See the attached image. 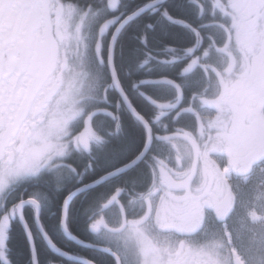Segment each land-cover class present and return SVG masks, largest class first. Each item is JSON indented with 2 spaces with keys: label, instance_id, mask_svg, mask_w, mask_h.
<instances>
[{
  "label": "snow or ice",
  "instance_id": "obj_1",
  "mask_svg": "<svg viewBox=\"0 0 264 264\" xmlns=\"http://www.w3.org/2000/svg\"><path fill=\"white\" fill-rule=\"evenodd\" d=\"M164 2L146 0L100 23L101 37L119 23L107 53L111 82L101 83L78 59L87 47L82 29L91 5L81 12L74 0H0V192L67 166L80 177L62 203L60 223L69 235L73 198L106 186L89 205L90 230L109 238L88 245L105 254L102 264H264V0H196L202 23L195 27L161 7ZM105 3L120 11L121 0ZM145 12H159L195 36L182 49L169 46L175 54L160 59L183 61V81H139L171 89L165 99L141 93L157 109L152 115L130 97L114 59L117 35ZM142 39L147 44V33ZM95 51L101 52L99 41ZM113 88L140 127L119 160L97 161L99 173L83 182L84 172L64 158L103 150L108 141L100 115L114 121L110 135L123 132L118 112L97 106L110 103ZM121 177L123 183H110ZM26 203L39 217L34 195L0 216V257L10 218L19 213L23 220Z\"/></svg>",
  "mask_w": 264,
  "mask_h": 264
},
{
  "label": "trees",
  "instance_id": "obj_2",
  "mask_svg": "<svg viewBox=\"0 0 264 264\" xmlns=\"http://www.w3.org/2000/svg\"><path fill=\"white\" fill-rule=\"evenodd\" d=\"M145 2L146 0H124L122 5L127 8V11H113V16L120 15L121 12L126 14ZM161 7H169L174 16L187 21L188 24L194 27L202 23L196 0H166ZM204 19H207V17L205 16ZM149 24L152 25L151 28L148 27ZM112 31H114V27L103 38L102 52L105 63L98 65L96 68V71L100 72L101 83L111 82V75L107 65V53ZM202 31L207 32L208 30L204 29ZM145 33H147L148 37L147 44L142 39ZM194 40L195 36L190 28L184 24L167 20L159 12H145L143 15L130 21L120 33L114 53L117 72L130 97L147 114L152 115L157 109L141 93H145L156 99H165L170 96L171 89L165 84H140L139 81L162 76H170L183 81L184 78L179 76L183 61L178 60L172 64H164L160 62V59H170L175 54L166 51L169 46H174L179 50L190 45ZM148 53H151V58L148 57ZM145 59H148V63L141 66ZM91 64L92 62H90ZM90 68L89 66L87 67V69ZM188 79H194V77H188ZM133 84H137L138 86L134 88ZM109 100L112 102L105 103L101 100L97 103V106L108 107L113 112H118L123 121V132L118 135H110L109 129L114 127V121L107 115H100L97 117V124H100L102 133L108 141L103 146V150L94 147L91 155L73 151L64 158L66 164L74 165L78 171L84 172L83 182H89L97 176L99 173V168L96 166L97 161L119 160L128 143L135 137L137 128L140 127L127 111L115 88L110 90ZM117 101L120 102L119 109L116 107ZM89 160L93 162V168L91 169L87 167ZM69 172L67 173L69 174ZM128 175L131 176L132 174L129 173ZM68 176L69 179L61 183L52 172L43 171L37 176L15 183L0 197V207L3 200L5 201V208L4 211H0V216L7 213L20 200H25L27 197L34 195L39 199L41 204V224L54 243L74 256L85 257L95 261L96 264H102V255L105 254H102L97 249H91L70 240L62 231L60 217L62 215L63 198L75 187L79 186L80 182V177L77 175L72 173ZM124 179V177H121L110 183H123ZM105 187L102 185L86 194L82 193L74 197L68 218V228L74 235L98 245L106 243L108 238L105 235L96 234L90 230L89 224L93 210L89 205L95 194L102 191ZM24 216L34 236L39 264H83L68 260L56 254L48 247L36 226V209L33 205L25 206ZM0 264H33L31 247L17 214L10 218L4 257H0Z\"/></svg>",
  "mask_w": 264,
  "mask_h": 264
},
{
  "label": "flooded vegetation",
  "instance_id": "obj_3",
  "mask_svg": "<svg viewBox=\"0 0 264 264\" xmlns=\"http://www.w3.org/2000/svg\"><path fill=\"white\" fill-rule=\"evenodd\" d=\"M123 1L124 0H121L120 11H127V8H125L122 5ZM74 2L76 3L77 7L80 9L81 12L87 11L89 5L92 6L93 12L89 14V16L86 20L85 26L82 29V35L84 36L83 43L84 44L89 43L93 46V48H92L93 51L91 50V52H90V61L94 64H95V62L100 63L101 57H103V53H102L103 38L110 32V30H113V25L109 28L108 32L106 34H104L102 37L99 34V25L104 19L113 17V11L107 9L105 0H74ZM93 13H95V14H93ZM102 14H105V15L103 16ZM78 19L79 18L77 16V18H76L77 22H78ZM87 28H88V30H91V31H89L87 33V37H86V31L85 30H87ZM97 41H99L102 45L101 52L99 55L95 51V45H96ZM79 51L82 52V57H78V59H80V58L83 59L84 70L86 71V48H83L81 46ZM103 60H104V57H103ZM111 102L112 101H110V103ZM98 126H100V124ZM65 165H67V164H65ZM64 167H66L65 171L66 172L70 171L69 174L71 175L72 174L71 169L68 168L67 166H64ZM56 170L58 171V173H61V170L59 168H55L53 170L52 169H44L40 173H42L43 171L52 172L54 174V176L57 178V180L61 183L62 182L64 183L67 181V179H69L68 173L63 174L62 176H58L55 172ZM63 170H64V168H63ZM39 174H37V175H39ZM13 185H15V183L10 185V186H13ZM1 205L2 206L0 207V211H4V208H5V201L4 200L1 203ZM26 205H31V204L26 203L24 205L23 213L25 212V206Z\"/></svg>",
  "mask_w": 264,
  "mask_h": 264
},
{
  "label": "water",
  "instance_id": "obj_4",
  "mask_svg": "<svg viewBox=\"0 0 264 264\" xmlns=\"http://www.w3.org/2000/svg\"><path fill=\"white\" fill-rule=\"evenodd\" d=\"M166 1V0H165ZM128 24V23H127ZM126 24V25H127ZM125 25V26H126ZM119 26V23L117 24L116 27ZM124 26V27H125ZM124 27L121 29V31L119 32V34L117 35V39H116V43H117V40L119 38V35L120 33L122 32V30L124 29ZM115 32V29L113 31V33ZM113 35V34H112ZM112 35H111V39H112ZM111 39H110V43L109 45L111 44ZM116 43H115V46H114V53H115V47H116ZM108 68H109V65H108ZM109 71H110V68H109ZM117 92L119 93V91L117 90ZM122 99V98H121ZM123 101V100H122ZM126 106V105H125ZM74 199V198H73ZM40 210H41V205H40V209H39V217H37V214H36V217H35V220H36V226L39 230V232L41 233V235L43 236L44 240L46 241L48 247L53 251L55 252L56 254L68 259V260H72V261H77V262H81L83 264H85V260H89L88 258H85V257H79V256H74L72 254H70L69 252L63 250L61 247H59L57 244L54 243V241L52 240V238L50 237V235L47 233V231L43 228H41L42 224H41V221H40ZM23 227H24V230L26 232V235H27V238H28V241H29V244H30V247H31V251H32V260H33V264H39L38 262V256H37V251H36V246H35V254L33 252V243L35 244V240H34V236H33V233L31 231V228L29 227L26 219H25V216H24V213H23V216H24V219L22 220L21 219V216L19 213H17ZM61 228H62V231L63 233L65 234V236L67 238H69L70 240L82 245V246H85V247H88V248H91V249H97L98 250V247H90L88 246L89 244L91 245H96V246H99L97 244H94V243H91V242H87V241H84L80 238H78L76 235H74L68 228V231L71 232L72 235H69L68 232L65 231L64 227L61 225ZM29 232L31 233V238L29 237ZM45 233H47V236H45ZM73 237H76V239H74ZM49 239H51V244L49 243ZM83 243H82V242ZM55 245V248L52 246V245ZM57 249H59L60 251H57ZM64 253H67L68 255H64Z\"/></svg>",
  "mask_w": 264,
  "mask_h": 264
},
{
  "label": "rangeland",
  "instance_id": "obj_5",
  "mask_svg": "<svg viewBox=\"0 0 264 264\" xmlns=\"http://www.w3.org/2000/svg\"><path fill=\"white\" fill-rule=\"evenodd\" d=\"M103 16L105 15V14H102ZM118 24V23H117ZM117 24H115V25H113V27H114V29L116 28V26H117ZM86 31V37H87V33L89 32V31H91V30H88V28H87V30H85ZM86 45H87V47H86V66L88 67H91L93 70L91 71L90 69H86V71L87 72H89V74H90V76H95L96 74H97V72L98 71H96V73L95 74H93L94 73V70H96V68H97V66L98 65H101V62L100 63H96V64H94V63H92L91 65H90V54H89V52H91V50L93 51V46L91 45V44H89V43H86ZM101 47H102V45H101ZM102 50H103V47H102ZM103 64V63H102ZM100 73V72H99ZM60 170H61V173H58V171L56 170L55 172H56V174L58 175V176H62L63 174H65V173H67L66 171H65V169H66V167H64V166H61V168L60 167H58ZM63 168H64V170H63ZM53 170V169H52ZM11 186H9L8 188H6L3 192H0V197H1V195L7 190V189H9ZM108 238V237H107ZM109 239V238H108ZM4 257V256H3Z\"/></svg>",
  "mask_w": 264,
  "mask_h": 264
},
{
  "label": "bare ground",
  "instance_id": "obj_6",
  "mask_svg": "<svg viewBox=\"0 0 264 264\" xmlns=\"http://www.w3.org/2000/svg\"><path fill=\"white\" fill-rule=\"evenodd\" d=\"M79 238V237H78ZM81 239V238H80ZM83 240V239H82ZM85 241V240H84ZM88 242V241H87ZM98 245V244H97ZM64 250V249H63ZM66 251V250H65ZM71 254V253H70ZM73 255V254H72ZM80 257V256H79Z\"/></svg>",
  "mask_w": 264,
  "mask_h": 264
}]
</instances>
